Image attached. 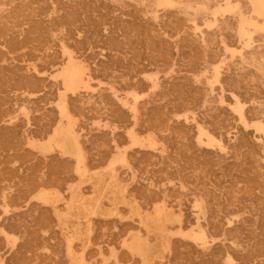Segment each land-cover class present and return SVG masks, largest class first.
<instances>
[{
	"label": "rangeland",
	"instance_id": "rangeland-1",
	"mask_svg": "<svg viewBox=\"0 0 264 264\" xmlns=\"http://www.w3.org/2000/svg\"><path fill=\"white\" fill-rule=\"evenodd\" d=\"M260 2L0 0V264H264Z\"/></svg>",
	"mask_w": 264,
	"mask_h": 264
},
{
	"label": "bare ground",
	"instance_id": "bare-ground-1",
	"mask_svg": "<svg viewBox=\"0 0 264 264\" xmlns=\"http://www.w3.org/2000/svg\"><path fill=\"white\" fill-rule=\"evenodd\" d=\"M262 1V0H261ZM259 2H260V0H259ZM264 3V2H263ZM262 2H260V5H262L263 4ZM259 5V6H260ZM259 6H258V8H259ZM263 6V5H262ZM261 7V6H260ZM258 10H260V9H258ZM263 10V9H262ZM255 12H257V11H255ZM259 13V11L257 12V14ZM261 14V13H260ZM264 28V27H263ZM75 69V68H74ZM68 72H70V71H68ZM74 73V72H73ZM72 75H74V74H72ZM72 75H71V77H72ZM70 76V75H69ZM75 138V137H74ZM64 139V138H63ZM67 141V140H66ZM72 141V140H71ZM48 143V142H47ZM70 144V143H69ZM68 145V144H67ZM71 146V145H70ZM78 148V147H77ZM74 149V148H73ZM66 152V151H65ZM81 152V151H80ZM78 154V153H77ZM80 163V162H79ZM114 163V162H113ZM85 171V170H84ZM103 171V170H102ZM110 171V170H109ZM91 180V179H90ZM90 182V181H89ZM87 201V200H86ZM148 220V219H147Z\"/></svg>",
	"mask_w": 264,
	"mask_h": 264
}]
</instances>
